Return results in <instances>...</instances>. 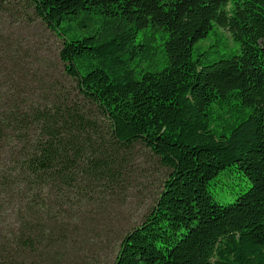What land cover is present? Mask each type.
<instances>
[{"label":"trees","instance_id":"1","mask_svg":"<svg viewBox=\"0 0 264 264\" xmlns=\"http://www.w3.org/2000/svg\"><path fill=\"white\" fill-rule=\"evenodd\" d=\"M24 1L78 97L44 87L36 103L27 67L0 64V264H40L136 147L170 173L114 264H264V0ZM216 28L240 54H196ZM232 167L250 187L220 204L210 187Z\"/></svg>","mask_w":264,"mask_h":264},{"label":"rangeland","instance_id":"2","mask_svg":"<svg viewBox=\"0 0 264 264\" xmlns=\"http://www.w3.org/2000/svg\"><path fill=\"white\" fill-rule=\"evenodd\" d=\"M219 36H210L196 45L212 60L240 54L241 49L230 34L216 28ZM62 40L35 15L24 0H0V64L28 69V81L36 80V103L44 87L55 93L78 97L75 83L66 75L60 60ZM219 50L221 54H217ZM25 76V74H24ZM17 85H23L17 75ZM26 79V78H25ZM11 83L1 76L0 83ZM17 94L18 90L13 89ZM1 100L10 98L0 88ZM81 105L90 107L81 98ZM120 177L104 191H92L74 202L72 217L66 221L60 237L52 242L48 254L36 257L40 264H114L122 239L145 220L159 198L170 171L151 152L136 147L116 155ZM81 184V182H80ZM250 187L249 181L234 167L221 172L210 187L220 204L232 203ZM79 188H82L80 186ZM67 209V208H66Z\"/></svg>","mask_w":264,"mask_h":264}]
</instances>
